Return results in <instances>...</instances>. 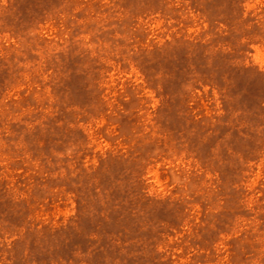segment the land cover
I'll list each match as a JSON object with an SVG mask.
<instances>
[{
    "label": "rangeland",
    "instance_id": "rangeland-1",
    "mask_svg": "<svg viewBox=\"0 0 264 264\" xmlns=\"http://www.w3.org/2000/svg\"><path fill=\"white\" fill-rule=\"evenodd\" d=\"M0 264H264V0H0Z\"/></svg>",
    "mask_w": 264,
    "mask_h": 264
}]
</instances>
